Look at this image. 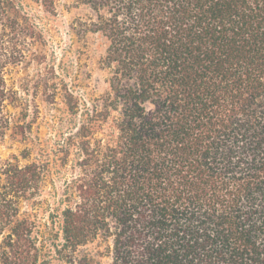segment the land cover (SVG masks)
Instances as JSON below:
<instances>
[{
	"label": "trees",
	"instance_id": "16d2710c",
	"mask_svg": "<svg viewBox=\"0 0 264 264\" xmlns=\"http://www.w3.org/2000/svg\"><path fill=\"white\" fill-rule=\"evenodd\" d=\"M27 1L58 2L0 0V137L37 152L0 162V264H264V0H72L108 71L82 104ZM37 94L72 116L53 142ZM52 165L71 175L42 236Z\"/></svg>",
	"mask_w": 264,
	"mask_h": 264
},
{
	"label": "rangeland",
	"instance_id": "374dc122",
	"mask_svg": "<svg viewBox=\"0 0 264 264\" xmlns=\"http://www.w3.org/2000/svg\"><path fill=\"white\" fill-rule=\"evenodd\" d=\"M27 2L29 9L39 16L38 22L43 28L48 42V52H53L55 55L57 72L80 100V104L101 94L107 87L106 79L108 77V71L100 69L98 64L103 48L95 36H91L87 47H83V42L79 41L69 28L77 18L85 16L86 10L83 6L76 7L73 5L72 0H58L56 13L50 14L44 11L39 4L32 1ZM28 72L33 74L34 69L31 67ZM25 73V70H20L17 78L23 77ZM34 99L40 112L33 126V134L38 135L44 141L53 142V139L60 132L68 130L67 128L70 126L69 119L72 116L68 113L60 96H57L55 103L46 102L40 94L35 95ZM26 146L29 145L18 137L13 138L8 134L5 137H0V162L7 159L13 160L14 156H17L20 164L35 160L37 158L35 150L31 151L28 159L21 157V152ZM70 175L69 168H65L61 173H58L52 165V173L49 174L42 185L40 195L36 199L37 203L33 209L41 227L42 236L46 234V225L51 226V215H57L63 208L60 203L61 193L64 182L70 178ZM55 230H59L58 219H56ZM47 249H51V247L48 246ZM94 250H96V244H88L79 248V255L82 252ZM101 261L102 264H109L110 258L104 256ZM50 264L68 263L54 256Z\"/></svg>",
	"mask_w": 264,
	"mask_h": 264
}]
</instances>
